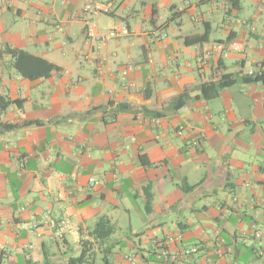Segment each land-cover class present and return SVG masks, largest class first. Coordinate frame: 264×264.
Wrapping results in <instances>:
<instances>
[{
	"label": "crops",
	"instance_id": "1",
	"mask_svg": "<svg viewBox=\"0 0 264 264\" xmlns=\"http://www.w3.org/2000/svg\"><path fill=\"white\" fill-rule=\"evenodd\" d=\"M92 1L0 0V50L61 68L30 81L0 56V264H264V0H104L96 30L124 20L130 34L102 46ZM249 72L263 80L199 98ZM102 217L115 231L98 241Z\"/></svg>",
	"mask_w": 264,
	"mask_h": 264
},
{
	"label": "trees",
	"instance_id": "2",
	"mask_svg": "<svg viewBox=\"0 0 264 264\" xmlns=\"http://www.w3.org/2000/svg\"><path fill=\"white\" fill-rule=\"evenodd\" d=\"M230 3L233 9H237V10L239 9V0H231ZM209 38H210V34H205L199 40H195L192 42L186 40L185 44L186 45L203 44L208 42ZM4 54L10 55L13 58V66L16 72L22 78L28 79L30 81L47 79L52 74L59 73L61 71V68L58 67L57 65L50 63L45 59L35 57L23 50L11 49L9 47H6L3 50H0V56ZM259 80H263L262 76L261 77L257 76L255 78L245 76L239 78L238 76L227 74L224 75L221 78V80L217 83H208L201 86L200 88L201 95L199 98L204 99L206 101H213L220 97L223 90L231 88L238 83L252 84L258 82ZM185 102H186V94H183L175 100V105L177 107H180L184 105ZM11 104L12 102L8 98L0 94V117L2 113H4ZM28 124L41 125V122H32V123L30 122ZM18 127H19L18 125H8V124L1 125L2 130L5 131L14 130L17 129ZM181 189L183 190V192H189L194 189V186H188L187 184H184L181 187ZM151 205H152V196L149 193L147 194L146 209L149 210ZM114 231L115 228L111 224L110 220L106 217H102L99 219L95 228L92 230L91 235L98 241H104L110 238L114 234ZM84 259H85V255L83 252V254L79 258L72 259L71 263L83 264Z\"/></svg>",
	"mask_w": 264,
	"mask_h": 264
},
{
	"label": "built area",
	"instance_id": "3",
	"mask_svg": "<svg viewBox=\"0 0 264 264\" xmlns=\"http://www.w3.org/2000/svg\"><path fill=\"white\" fill-rule=\"evenodd\" d=\"M111 11L110 5L104 1V0H93L92 3L87 4L84 9H83V15L85 16V26H86V31H87V38L88 41L91 43H96L98 46H102L107 44V42L111 40H118L121 38H125L129 36L130 34V29L129 25L127 22L120 21L112 30L108 32H98L95 28V24L93 22V17L99 14H108ZM229 19L233 20V17L229 15ZM167 38V35H160L158 37L159 41H162ZM157 39V38H156ZM206 55H209L208 52H206ZM90 55H84L83 58L89 59ZM201 63H204V61L201 59ZM101 64V63H100ZM129 69H132L133 66H129ZM99 73L101 74L102 71V66L99 67ZM254 75V72H249L247 76L251 77ZM110 93H113L110 91ZM182 128H180V134L182 133ZM201 139H205L204 134H201L198 138L194 139L193 141V146H197L199 144V141ZM95 180L90 179V184L94 185ZM160 250L164 253H166V250H164V247L160 248ZM197 252V248H190L186 249L182 252V256L185 257H190L194 253ZM220 255V253H219ZM173 261L177 260L176 256L171 257Z\"/></svg>",
	"mask_w": 264,
	"mask_h": 264
},
{
	"label": "rangeland",
	"instance_id": "4",
	"mask_svg": "<svg viewBox=\"0 0 264 264\" xmlns=\"http://www.w3.org/2000/svg\"><path fill=\"white\" fill-rule=\"evenodd\" d=\"M139 219L140 218L138 216L134 215L132 217L133 224H137ZM127 223H128L127 218H125V217L121 218V222L119 224V227L116 229L115 236H114L118 239L123 240L124 242L127 241V237L129 236V230H128V224ZM109 260H110V257H109ZM97 264H106L104 257H102V255L98 256Z\"/></svg>",
	"mask_w": 264,
	"mask_h": 264
}]
</instances>
